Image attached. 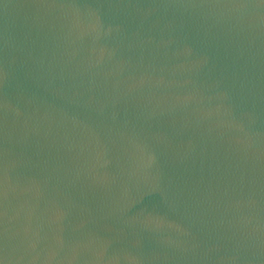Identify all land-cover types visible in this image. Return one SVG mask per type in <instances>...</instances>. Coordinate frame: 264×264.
Returning a JSON list of instances; mask_svg holds the SVG:
<instances>
[{
  "label": "water",
  "instance_id": "95a60500",
  "mask_svg": "<svg viewBox=\"0 0 264 264\" xmlns=\"http://www.w3.org/2000/svg\"><path fill=\"white\" fill-rule=\"evenodd\" d=\"M0 264H264V0H0Z\"/></svg>",
  "mask_w": 264,
  "mask_h": 264
}]
</instances>
